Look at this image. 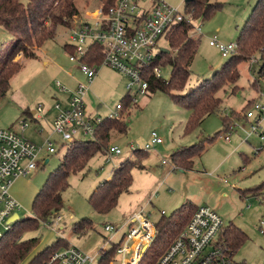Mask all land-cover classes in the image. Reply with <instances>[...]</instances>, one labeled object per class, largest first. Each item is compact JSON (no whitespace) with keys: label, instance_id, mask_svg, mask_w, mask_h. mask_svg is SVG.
Segmentation results:
<instances>
[{"label":"rangeland","instance_id":"1","mask_svg":"<svg viewBox=\"0 0 264 264\" xmlns=\"http://www.w3.org/2000/svg\"><path fill=\"white\" fill-rule=\"evenodd\" d=\"M164 1L186 15V0ZM23 2L26 4L27 0ZM218 2L223 7L209 19L189 12L194 18L193 25L202 28V34L190 32L197 42V54L190 67L191 75L186 88L178 94H185L222 68L228 58H223L216 47L210 46L212 37L218 36L224 44H236L257 0H210V5L216 6ZM76 6L80 16L91 21L88 15L95 12L99 4L96 0H76ZM69 38V30L59 27L55 39L37 50L35 57L23 61L21 71L13 77L0 100V129H11L39 147L48 140H54L58 150L57 154L50 156L49 164L40 165L30 177L14 181L9 193L21 209L14 212L10 218L12 222L33 217V203L38 192L66 153L67 148H60L61 136L53 131L54 107L58 102L65 103L67 97L59 92L57 84L72 89L78 83L89 84L78 64L71 62L65 51V45L70 44ZM11 40L12 35L0 26V51L10 46ZM160 45L169 47L165 40ZM254 59L258 60V56L240 65L238 87L223 89L218 94L223 101L219 111L207 117L201 127L192 133L187 134L185 130L190 112L175 104L170 95L157 92L140 98L136 106L130 107V115L126 116L127 109L123 112L122 120L127 122L128 132L123 135L113 133L109 143L110 147H119L122 155L110 163L106 155L108 149L106 153L97 154L83 172L72 174L69 187L63 193L64 207L59 213L62 217L59 225L56 218L47 223L41 222L37 230L26 232L23 239L39 238L40 243L35 251L63 239L68 246H75L96 257L101 250L110 249L117 242L112 233L105 231L107 225L121 226L142 210L151 222L156 223L163 211L166 216H171L184 204L190 203L197 208L210 207L221 216L224 226L232 223L245 231L248 242L235 254V262L264 264V197L241 196V191L264 183V142L258 134L249 135L252 124L256 125L257 121L244 117L253 103L264 106V80L253 86L258 70L257 63L252 65ZM18 61L22 62L21 58ZM160 68L162 79L169 81L171 67L163 65ZM127 83V79L114 69L101 67L85 96L87 114L101 120L110 118L115 113L116 105L123 104V99L128 95ZM39 107L42 113H36ZM233 112L242 116L239 120L233 118L230 121L229 127H236L232 131L231 141L227 142L223 138V120L232 119ZM37 116L43 119L39 120ZM21 120L29 124L27 129L22 130ZM259 125L260 135L264 133V119ZM153 132L158 133L164 143L148 151L144 161L143 157L139 158L145 168L133 170V184L128 192L121 195L117 208L107 215L95 212L88 203L90 195L101 183L110 179L121 162L132 157L134 150H144ZM219 132L222 134L195 160L192 170L177 169L173 165L171 155L174 152L214 137ZM43 157H47V154L43 153ZM83 219H90L92 227L75 233L74 224ZM113 239V243L107 245Z\"/></svg>","mask_w":264,"mask_h":264},{"label":"trees","instance_id":"2","mask_svg":"<svg viewBox=\"0 0 264 264\" xmlns=\"http://www.w3.org/2000/svg\"><path fill=\"white\" fill-rule=\"evenodd\" d=\"M116 0H100L104 9L111 7ZM223 7L221 2L216 6L210 5V0H194L186 3V10L198 17L211 18L216 11ZM75 18H80L76 0H0V26L12 35L8 48L0 51V100L5 96L10 82L21 69L23 62L19 57L27 60L36 56L46 42L55 39L59 27L69 29ZM192 28L188 24L178 26L167 37L168 48L171 53H159L154 66L167 65L172 73L169 81L158 79L147 72L150 84V94L157 92L171 96L175 104L190 112L186 123V133H192L201 127L204 120L219 111L223 101L218 94L226 87H238L240 79L239 67L242 63L258 56L256 87L261 79L264 80V0H257L251 14L242 27L238 37L237 52L228 58L227 62L212 77L203 80L195 88H190L185 94H178L185 90L191 75V64L197 54L196 40L190 35ZM68 54L74 53V48L65 45ZM91 65L102 61L100 47L94 46L90 50ZM124 108L120 118L106 119L98 127L96 138L88 141H77L66 149L58 168L50 174L45 184L38 192L33 203V217L14 221L9 230L0 238V264H45L51 256L70 246L59 239L41 251H35L40 243L39 238L24 240V234L37 230L41 222L47 223L59 216L64 207L63 193L69 187V178L72 174L83 172L90 161L99 153H106L113 133L125 134L128 132L127 122H124L123 112L133 103L128 95L123 99ZM247 107V106H246ZM246 109L244 110V112ZM246 115V114H245ZM244 115L245 119L246 116ZM241 114L232 113V119H224V135L231 132L229 123L233 118L239 120ZM238 118V119H237ZM222 134L206 138L190 147H183L171 155V162L177 169L192 170L195 160L200 158L210 145H213ZM223 135V136H224ZM148 153L144 150H134L131 158L121 162L112 172L109 180L101 183L88 199L90 207L97 213L107 215L117 208L122 194L128 192L133 184V170L145 168L143 161ZM257 194V195H254ZM242 198L264 197V183L254 189L241 191ZM197 207L190 203L184 204L171 216L161 214V218L154 223L156 237L143 256L139 264H156L159 259L171 248L180 233L186 228ZM92 227L90 219H83L74 224L75 233L84 232ZM223 240L233 250L234 255L248 242L247 234L240 227L229 224L223 231ZM116 245L104 250L102 264H108L112 258ZM236 264H247L245 261Z\"/></svg>","mask_w":264,"mask_h":264},{"label":"built area","instance_id":"3","mask_svg":"<svg viewBox=\"0 0 264 264\" xmlns=\"http://www.w3.org/2000/svg\"><path fill=\"white\" fill-rule=\"evenodd\" d=\"M96 11L88 18H75L70 32V46L74 53L69 54L71 62L77 63L86 76L88 85L79 84L65 103H57L54 107L56 116L53 121L55 135L61 136L62 146L68 148L74 142L94 140L98 127L103 120L87 114L85 96L89 86L97 78L103 66L110 67L127 79L128 97L136 105L140 98L148 96L150 84L147 72L152 71L158 79H162L160 66H154L155 61L166 47L160 45L162 40L168 43V35L178 26L188 24L193 31L202 34V28H195L194 19L186 10V15L180 10L169 6L164 0H116L107 10L100 0ZM98 46L102 52V61L96 65L87 62L91 58V47ZM210 46L216 47L223 58H230L238 49L236 44H224L214 36ZM21 61L23 62V58ZM257 59L252 61V65ZM59 92L65 93L66 87L57 84ZM123 104H117L115 113L109 119L120 118ZM39 107L36 113H42ZM247 120H256L252 124L249 135L258 134L264 142V133L259 135L260 121L264 119V106L253 103L246 113ZM39 119V118H38ZM22 130L29 127L25 120L20 121ZM231 132L223 138L231 141ZM54 140H48L39 147L11 129H0V238L9 230L14 212L21 206L10 195L9 190L18 178L30 177L40 165L50 163V156L57 154ZM163 139L158 133L151 134L150 142L144 151L148 152L156 146L162 145ZM46 153L47 157L42 158ZM108 162L122 155L119 147L111 146ZM164 163H166L164 161ZM261 198V197H260ZM161 214H165L162 212ZM62 217L57 216V226ZM264 227V222L262 223ZM224 222L221 216L210 207L202 206L192 215L186 228L180 233L171 248L156 264H236L235 255L229 245L223 240ZM106 232H110L116 239L114 254L108 264H139L156 237V227L144 214V210L135 213L130 220L121 226L107 225ZM113 240L107 243L110 245ZM101 254L92 257L75 246H70L57 252L45 264H102Z\"/></svg>","mask_w":264,"mask_h":264},{"label":"crops","instance_id":"4","mask_svg":"<svg viewBox=\"0 0 264 264\" xmlns=\"http://www.w3.org/2000/svg\"><path fill=\"white\" fill-rule=\"evenodd\" d=\"M196 48H197V47H196ZM22 60L24 61L25 59H22ZM78 67H79V66H78ZM75 69H77V67H75ZM255 73H256V72H255ZM68 76L71 77L72 75L69 73ZM70 88H71V89H70ZM66 89H67V91H66L65 93H61V92H60V93L66 95V96H67L66 98L68 99V98L70 97V95L72 94V92L76 89V86H75L74 89H72V87H66ZM149 95H151V94L149 93L148 96H149ZM66 98H65V99L63 98L64 101L67 100ZM136 105H137V104H136ZM136 105H135V106H136ZM55 114H56V112H55ZM55 116H56V115H55ZM38 118H39V120H42V119H43L42 116H41V117H40V116H37V119H38ZM54 119H55V117H54ZM163 212H165V211H163ZM217 213H218V212H217ZM165 214H166V213H165Z\"/></svg>","mask_w":264,"mask_h":264},{"label":"water","instance_id":"5","mask_svg":"<svg viewBox=\"0 0 264 264\" xmlns=\"http://www.w3.org/2000/svg\"><path fill=\"white\" fill-rule=\"evenodd\" d=\"M192 1H194V0H186L187 3H188V2H192ZM161 52H162V53H167V54H170V53H171V51H170L168 48H163V49L161 50Z\"/></svg>","mask_w":264,"mask_h":264}]
</instances>
